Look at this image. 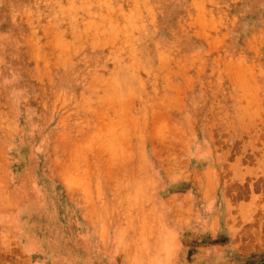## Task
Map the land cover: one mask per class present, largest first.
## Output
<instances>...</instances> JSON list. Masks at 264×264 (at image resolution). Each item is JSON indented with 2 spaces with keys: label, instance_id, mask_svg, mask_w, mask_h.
<instances>
[{
  "label": "rangeland",
  "instance_id": "1",
  "mask_svg": "<svg viewBox=\"0 0 264 264\" xmlns=\"http://www.w3.org/2000/svg\"><path fill=\"white\" fill-rule=\"evenodd\" d=\"M98 204L112 264H264V0H0V264H79Z\"/></svg>",
  "mask_w": 264,
  "mask_h": 264
},
{
  "label": "crops",
  "instance_id": "2",
  "mask_svg": "<svg viewBox=\"0 0 264 264\" xmlns=\"http://www.w3.org/2000/svg\"><path fill=\"white\" fill-rule=\"evenodd\" d=\"M212 161H209V163H213ZM209 163L207 165H209ZM204 170H208V167L206 166ZM216 200L212 198L204 209L203 225L205 227V237L210 243L214 242L215 239H221L220 241H223L221 243H230L233 236L231 224L236 217L230 214L233 206L226 203L224 198L221 199V201L218 200L219 202ZM157 202L150 205V211H160L163 214L166 213V210L163 209L161 203H159L161 201L157 200ZM137 210L141 211V209L138 208ZM120 211L121 210L117 211V214L111 205L100 208L98 204L97 206H93V218L90 222L81 218L79 221L80 225L77 229V241L79 249L83 252V257L80 259L81 262L79 264H112L106 243H110V240L116 236L124 235L129 238H136L138 236L136 230L129 231L130 222L127 221L125 216L120 214ZM135 227H138V225H135ZM186 228L187 225H183L181 229L177 231L176 237L178 240L181 232ZM167 230L171 233L169 235H176V232L171 231L174 229L173 227L170 228V225ZM147 232L145 237H158V229L155 225L152 226L151 231L149 230ZM89 237L90 239H88ZM212 260L213 259H211V261Z\"/></svg>",
  "mask_w": 264,
  "mask_h": 264
},
{
  "label": "bare ground",
  "instance_id": "3",
  "mask_svg": "<svg viewBox=\"0 0 264 264\" xmlns=\"http://www.w3.org/2000/svg\"><path fill=\"white\" fill-rule=\"evenodd\" d=\"M111 78V77H110Z\"/></svg>",
  "mask_w": 264,
  "mask_h": 264
}]
</instances>
